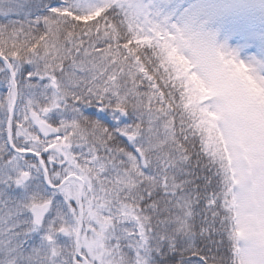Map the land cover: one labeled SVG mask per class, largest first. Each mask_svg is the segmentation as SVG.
Returning <instances> with one entry per match:
<instances>
[{"label": "snow or ice", "instance_id": "obj_1", "mask_svg": "<svg viewBox=\"0 0 264 264\" xmlns=\"http://www.w3.org/2000/svg\"><path fill=\"white\" fill-rule=\"evenodd\" d=\"M0 264H264V0H0Z\"/></svg>", "mask_w": 264, "mask_h": 264}]
</instances>
